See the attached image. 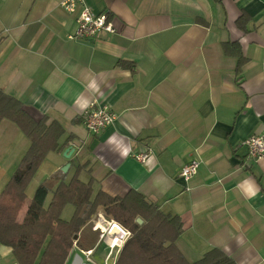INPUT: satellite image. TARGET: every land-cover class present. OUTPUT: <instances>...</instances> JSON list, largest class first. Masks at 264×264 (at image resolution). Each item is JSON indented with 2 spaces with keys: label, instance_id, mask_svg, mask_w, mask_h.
Returning <instances> with one entry per match:
<instances>
[{
  "label": "crops",
  "instance_id": "obj_1",
  "mask_svg": "<svg viewBox=\"0 0 264 264\" xmlns=\"http://www.w3.org/2000/svg\"><path fill=\"white\" fill-rule=\"evenodd\" d=\"M61 1L0 0V89L32 118L59 123V144L72 138L46 155L18 220L38 186L54 174L67 183L84 166L78 178L91 180L93 196L135 192L178 216L185 230L175 245L189 263L219 249L235 264H264V157L249 160L243 146L264 135V0H85L114 27L92 40L69 38L78 10L65 12ZM243 12L246 33L235 24ZM224 43L238 44L243 64ZM99 105L116 120L90 136L85 112ZM29 145L13 122H0V192ZM143 150L152 154L145 165L132 157ZM192 159L200 166L184 182L178 174ZM73 213L66 205L61 219ZM97 213L113 220L100 210L80 231ZM73 241L68 264H86ZM0 264H18L11 248L0 245Z\"/></svg>",
  "mask_w": 264,
  "mask_h": 264
},
{
  "label": "trees",
  "instance_id": "obj_2",
  "mask_svg": "<svg viewBox=\"0 0 264 264\" xmlns=\"http://www.w3.org/2000/svg\"><path fill=\"white\" fill-rule=\"evenodd\" d=\"M249 20L243 12L235 24L246 33ZM222 47L225 54L238 59V66L243 64L245 59L237 43H224ZM3 119L13 122L30 141L16 171L0 192V245L11 248L18 264H65L73 235L100 210L131 232L116 264H235L219 249H212L198 261L189 263L175 245L185 230L178 216L163 214L135 192L123 199L111 198L101 191L93 196L91 180L84 183L78 178L84 166H78L67 183L60 174H54L38 186L19 221L26 201L25 191L35 172L49 152L67 147L72 138L59 144L64 134L59 123L48 124L45 116L38 120L32 118L20 101L0 89V122ZM56 182L52 192L51 186ZM50 193L51 199L45 207ZM66 205L74 207L68 221L61 219ZM138 218L143 221L141 224L136 221Z\"/></svg>",
  "mask_w": 264,
  "mask_h": 264
},
{
  "label": "built area",
  "instance_id": "obj_3",
  "mask_svg": "<svg viewBox=\"0 0 264 264\" xmlns=\"http://www.w3.org/2000/svg\"><path fill=\"white\" fill-rule=\"evenodd\" d=\"M60 7L67 13H74L78 10L76 17V30L70 39L92 40L100 33H113L114 27L109 20L107 13L95 14L91 11L85 0H63ZM116 120V115L105 105L91 106L85 112L83 125L90 136L98 135L105 128L111 126ZM247 149L249 160L257 162L264 157V135H252L243 141ZM152 154L143 150L133 154V159L139 164L145 165ZM200 166L198 159H192L185 164L178 174V178L184 182L194 177ZM91 233L95 234L93 245L81 246L82 229L77 238L73 241L75 248L84 257L86 264H97L93 261V254L99 249H106L103 264H115L117 256L124 244L130 239L131 232L103 214L97 213L91 220Z\"/></svg>",
  "mask_w": 264,
  "mask_h": 264
},
{
  "label": "rangeland",
  "instance_id": "obj_4",
  "mask_svg": "<svg viewBox=\"0 0 264 264\" xmlns=\"http://www.w3.org/2000/svg\"><path fill=\"white\" fill-rule=\"evenodd\" d=\"M69 210H71V209H69ZM66 212H67V208L64 210V213H66ZM89 233H90L89 228L83 232L82 235L84 236V238L81 239V242H82L81 246L83 245V247H84V245H88L89 243L91 244V246L93 245V242L95 240V237L92 236L90 238L89 237ZM103 256H104V254H103ZM103 256H102V258L100 256L97 257V259H98L97 264H103ZM68 263H69V256H68L65 264H68Z\"/></svg>",
  "mask_w": 264,
  "mask_h": 264
},
{
  "label": "water",
  "instance_id": "obj_5",
  "mask_svg": "<svg viewBox=\"0 0 264 264\" xmlns=\"http://www.w3.org/2000/svg\"><path fill=\"white\" fill-rule=\"evenodd\" d=\"M73 151H74V149H73L71 146H69L68 148H66V149L63 151V156H64L66 159H69L70 156L72 155ZM67 169H68V165H66L64 168H62V171H63V172H66ZM137 222H138V223H141V220H140V219H137ZM76 238H77V236H76V235H73V238H72V239L75 240Z\"/></svg>",
  "mask_w": 264,
  "mask_h": 264
}]
</instances>
